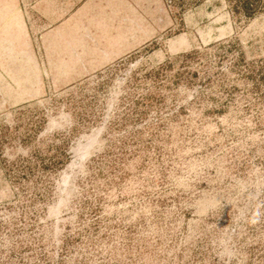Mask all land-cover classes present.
I'll list each match as a JSON object with an SVG mask.
<instances>
[{
    "label": "rangeland",
    "instance_id": "374dc122",
    "mask_svg": "<svg viewBox=\"0 0 264 264\" xmlns=\"http://www.w3.org/2000/svg\"><path fill=\"white\" fill-rule=\"evenodd\" d=\"M237 3L91 0L98 46L0 70V264H264V0Z\"/></svg>",
    "mask_w": 264,
    "mask_h": 264
},
{
    "label": "crops",
    "instance_id": "0c3cea01",
    "mask_svg": "<svg viewBox=\"0 0 264 264\" xmlns=\"http://www.w3.org/2000/svg\"><path fill=\"white\" fill-rule=\"evenodd\" d=\"M62 1L38 0L25 9L18 0H0V70H39L37 51L47 59L52 52L79 54L98 46L93 35L83 33L91 0H79V6L71 7Z\"/></svg>",
    "mask_w": 264,
    "mask_h": 264
},
{
    "label": "trees",
    "instance_id": "16d2710c",
    "mask_svg": "<svg viewBox=\"0 0 264 264\" xmlns=\"http://www.w3.org/2000/svg\"><path fill=\"white\" fill-rule=\"evenodd\" d=\"M236 8L245 15V16H253L256 11V6L252 5L251 0H238Z\"/></svg>",
    "mask_w": 264,
    "mask_h": 264
}]
</instances>
